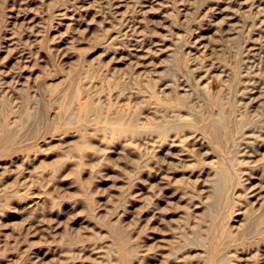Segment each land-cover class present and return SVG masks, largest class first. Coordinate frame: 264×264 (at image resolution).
I'll use <instances>...</instances> for the list:
<instances>
[{"label": "rangeland", "instance_id": "obj_1", "mask_svg": "<svg viewBox=\"0 0 264 264\" xmlns=\"http://www.w3.org/2000/svg\"><path fill=\"white\" fill-rule=\"evenodd\" d=\"M0 264H264V0H0Z\"/></svg>", "mask_w": 264, "mask_h": 264}, {"label": "bare ground", "instance_id": "obj_2", "mask_svg": "<svg viewBox=\"0 0 264 264\" xmlns=\"http://www.w3.org/2000/svg\"><path fill=\"white\" fill-rule=\"evenodd\" d=\"M71 100H72V96H68L67 98H65V102L67 103L66 106H68V104L71 102ZM168 104L171 105V106L175 105L176 104V99H169ZM114 119H116V121L124 120V131L125 132H132V131H133V133L139 132L137 130L136 126L133 124V122L126 121L124 116L118 115V116H116L113 119L109 118L108 121H111V120H114ZM24 120H26V119H24ZM209 124L212 125L213 134L217 136V134H218L217 133L218 132V126H215L212 123V121H210V120H209ZM168 132L169 131H168L167 128L162 129V134H166ZM5 133H6V135H8V138H9L8 141L9 140H14L17 137V136H14V134H16V132L14 133L13 129L7 128Z\"/></svg>", "mask_w": 264, "mask_h": 264}]
</instances>
